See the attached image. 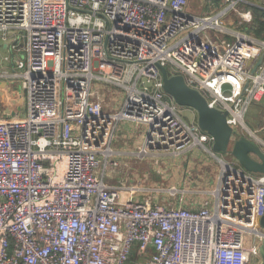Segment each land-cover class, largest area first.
<instances>
[{
	"label": "built area",
	"instance_id": "obj_1",
	"mask_svg": "<svg viewBox=\"0 0 264 264\" xmlns=\"http://www.w3.org/2000/svg\"><path fill=\"white\" fill-rule=\"evenodd\" d=\"M198 1L219 10L198 15L187 0H0L10 64L0 83L24 94L0 95V264L263 263L264 175L218 159L214 188L189 204L153 198L176 197L174 187L109 183L124 156L211 146L163 92L159 67L226 112L236 135L264 97V40L227 27L247 0ZM247 6L264 11V0ZM236 14L251 18L248 7ZM99 86L121 93L116 111L104 109ZM121 123L141 129L137 151L112 149Z\"/></svg>",
	"mask_w": 264,
	"mask_h": 264
},
{
	"label": "rangeland",
	"instance_id": "obj_2",
	"mask_svg": "<svg viewBox=\"0 0 264 264\" xmlns=\"http://www.w3.org/2000/svg\"><path fill=\"white\" fill-rule=\"evenodd\" d=\"M189 9L195 14H211L217 12L219 9L211 8L209 4L201 3L198 0H187ZM259 0H247V4L258 5ZM239 3L236 5L234 14H231L227 19V27L230 30L244 31L249 29L253 31V20L240 23L238 21V13H243L246 8L251 9L253 6ZM252 15L254 14L251 10ZM241 24V25H240ZM256 25L254 29H256ZM247 33V32H246ZM3 43L0 41V71H6L10 68V64L3 63V57L7 55L3 49ZM5 83V82H4ZM16 85L15 87L13 86ZM2 92L6 98H16L18 101H24L23 93L13 81H8V86L2 88ZM0 92V93H2ZM2 93V94H3ZM99 96L102 99L105 110H114L119 108L121 102V93L112 88L99 86ZM7 98V101L9 100ZM22 105V104H21ZM3 111L2 108H0ZM24 110H22L23 113ZM180 117L187 123H196V114L194 111L185 108H179ZM194 119V120H193ZM244 124L247 130L237 127V139L239 137H247L253 134V137L264 141V97L257 104H252L244 117ZM141 129L132 124L121 123L116 130V138L111 147L117 152H135L141 144ZM206 145L205 149L195 148L192 151L182 153L178 156H148L140 158L138 156H124L122 165L116 169L109 179V183L117 185L124 183L127 185H134L138 182L143 183L146 188L160 189L166 192L169 188H176L181 191L173 198L168 197L167 194H156L155 200L159 202L168 200L169 202H176L181 197L184 202H200L207 196L201 194L211 190L215 186L216 178L221 169L219 160L225 163H236V161L229 154H212L210 148ZM219 159V160H218ZM237 164V163H236ZM160 195V198L158 197ZM162 199V200H161Z\"/></svg>",
	"mask_w": 264,
	"mask_h": 264
},
{
	"label": "water",
	"instance_id": "obj_3",
	"mask_svg": "<svg viewBox=\"0 0 264 264\" xmlns=\"http://www.w3.org/2000/svg\"><path fill=\"white\" fill-rule=\"evenodd\" d=\"M260 57L253 68L260 65ZM249 65V62L246 63ZM162 77L163 92L179 107L190 109L196 114V124L200 131L206 133L212 140V154H229L244 171L264 175V153L247 138L237 137L227 124L226 112H221L208 105L207 100L198 91L189 88L181 75L168 76L165 68L159 67ZM5 83H0V86ZM264 229V216L260 221ZM260 255L264 264V247H260Z\"/></svg>",
	"mask_w": 264,
	"mask_h": 264
},
{
	"label": "trees",
	"instance_id": "obj_4",
	"mask_svg": "<svg viewBox=\"0 0 264 264\" xmlns=\"http://www.w3.org/2000/svg\"><path fill=\"white\" fill-rule=\"evenodd\" d=\"M253 14V31H250L249 29H244L248 34L254 36L255 38L264 40V11L260 10L256 7H251ZM257 26L256 29H254V26Z\"/></svg>",
	"mask_w": 264,
	"mask_h": 264
},
{
	"label": "crops",
	"instance_id": "obj_5",
	"mask_svg": "<svg viewBox=\"0 0 264 264\" xmlns=\"http://www.w3.org/2000/svg\"><path fill=\"white\" fill-rule=\"evenodd\" d=\"M190 10H191V8H190ZM192 11V10H191ZM193 12V11H192ZM194 13V12H193ZM251 22H252V20H253V15H252V13H251ZM4 87H6V86H4ZM2 85L0 86V92H2ZM3 93V92H2ZM2 93H0V95H3ZM194 120V119H193ZM126 126H127V123H126ZM247 139H249L251 142H253V143H255L258 147H259V141H263V140H260V139H257V137H253V136H251V135H248L247 137H246ZM264 142V141H263ZM210 148H211V146H210ZM162 195H165V194H162ZM155 195H153V198H155L154 197ZM159 198H160V195L158 196ZM162 200V199H161Z\"/></svg>",
	"mask_w": 264,
	"mask_h": 264
},
{
	"label": "bare ground",
	"instance_id": "obj_6",
	"mask_svg": "<svg viewBox=\"0 0 264 264\" xmlns=\"http://www.w3.org/2000/svg\"><path fill=\"white\" fill-rule=\"evenodd\" d=\"M244 125V124H243ZM223 164V163H222ZM224 167V166H223Z\"/></svg>",
	"mask_w": 264,
	"mask_h": 264
}]
</instances>
